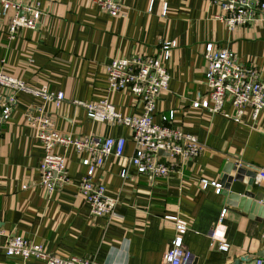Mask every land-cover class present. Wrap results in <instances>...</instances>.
I'll return each mask as SVG.
<instances>
[{"label":"crops","instance_id":"1","mask_svg":"<svg viewBox=\"0 0 264 264\" xmlns=\"http://www.w3.org/2000/svg\"><path fill=\"white\" fill-rule=\"evenodd\" d=\"M122 1L126 15L112 17L89 0H38L37 24L19 29L12 39L6 36L11 10L5 15L0 10L1 71L28 89L43 85L63 94L55 107L27 91L16 92L9 119L0 126V264H42L33 257H7L2 246L11 235L41 245L48 255L88 258L97 264H164L175 235L173 223L163 218L167 215L188 222L183 246L190 264H232L241 257L246 258L241 264H256L264 250V182L257 183L255 175L251 185L234 179L230 183L223 170L233 161L256 172L264 167V107L256 118L245 108L236 122L223 113L195 110L191 103L197 93L206 92L197 80L204 75L207 42L233 50L239 62L255 66L264 77V15L229 30L216 18L223 13L219 1ZM165 40H174L176 46L168 63V88L159 94L152 119L160 123L162 112L173 110L171 124L203 144L199 156L183 163L181 175L173 173L153 184L137 175L133 165L122 178V162L108 156L95 179L118 203L114 215L91 218L78 188L86 155L56 146L54 152L66 156L69 183L47 193L37 170L42 147L26 115L47 114L56 130L72 136L124 137V155L131 156L134 145L127 126L95 122L72 100L108 98L119 113L139 115L142 103L135 95L108 92L106 66L113 58L154 55ZM10 94L2 92L3 99ZM222 110L233 113L229 102ZM200 178L219 183L220 193L212 187L202 190ZM248 187L254 198L244 206L239 200L249 194ZM223 209L227 212L220 221ZM219 243L228 250H218Z\"/></svg>","mask_w":264,"mask_h":264},{"label":"built area","instance_id":"2","mask_svg":"<svg viewBox=\"0 0 264 264\" xmlns=\"http://www.w3.org/2000/svg\"><path fill=\"white\" fill-rule=\"evenodd\" d=\"M89 1L112 17L126 15L122 0ZM213 1L221 2L223 13L216 15V18L224 22L229 30L246 26L258 20L259 14L264 15V0ZM0 10L2 15L11 10L6 25V36L9 39L21 28H34L40 15L38 0H0ZM166 11L167 6L163 4L162 15H165ZM175 46L174 40H165L154 55L133 54L130 57L113 58L106 66L108 92L128 91L135 95L142 103V112L139 115L119 113L108 98L91 103L72 100L75 105L83 107L86 115L95 122L120 123L127 126L134 145L133 153L129 157L124 155V137L72 136L68 132L56 130L47 114L26 115V121L42 147V157L37 170L39 185L47 193L59 190L69 183L65 166L66 156L54 152L56 146L86 155L81 160L86 166V173L80 179L78 188L89 207L91 218L114 215L118 203L117 199L108 194L105 186L95 179L96 173L108 156L113 155L122 162V178L127 177L126 168L133 165L137 175L143 176L149 184L165 179L173 173L181 175L183 163L199 156L203 144L194 135L185 133L181 127L171 124L173 110L162 112L160 123H155L152 119L161 89L168 88V63ZM202 56L205 60V70L203 78L197 82L206 86V92L204 95L197 93L191 103L192 107L195 110H205L209 114L223 113L225 117L233 118L236 122L244 114L245 108H250L252 117L256 118L264 107V77L259 76L255 66L239 62L233 50L218 48L212 42L204 45ZM2 62L3 60H0V64ZM6 90H10L11 94L3 99L2 92ZM18 91H27L39 96L44 103H52L55 107L63 100L61 91L52 92L43 85L37 89H28L22 81L3 73L0 69V126L9 119ZM225 102L232 105V114L222 110ZM160 150L164 153L160 154ZM256 182H264V167L257 169ZM199 186L202 190L212 187L216 194L222 189L219 183L204 178L199 179ZM226 212V209L221 211L220 221ZM163 218L173 223L175 232L170 248L163 255V263L190 264L191 255L183 246L188 222L178 216L167 215ZM210 238L215 242L213 231ZM217 247L223 252L228 250L225 243H219ZM2 249L7 257H17L21 260L33 257L41 260L42 264H97L88 258L48 255L41 245L16 235L6 237ZM256 264H264V260L257 259Z\"/></svg>","mask_w":264,"mask_h":264},{"label":"water","instance_id":"3","mask_svg":"<svg viewBox=\"0 0 264 264\" xmlns=\"http://www.w3.org/2000/svg\"><path fill=\"white\" fill-rule=\"evenodd\" d=\"M159 152L160 154L164 153L162 150H160ZM233 162H228L223 170V173L226 174L224 176H226L227 181L231 183L234 179L235 181H242L243 183H247V185L249 184L251 185L255 178L256 170L251 166L246 167V165L244 164H241V163L238 164V163H235V162L233 163ZM246 191L249 194H244V197H242L239 200L241 204L244 206L250 205L252 201L251 199L254 198V195H252L250 192V187H248ZM261 209H264V207H262ZM257 257H259L258 259H261V258L264 259V250L260 251L257 254ZM245 261H246V258L241 257L239 259L234 260L232 264H241L242 262H245Z\"/></svg>","mask_w":264,"mask_h":264},{"label":"rangeland","instance_id":"4","mask_svg":"<svg viewBox=\"0 0 264 264\" xmlns=\"http://www.w3.org/2000/svg\"><path fill=\"white\" fill-rule=\"evenodd\" d=\"M164 92H166V89H161L160 93H164Z\"/></svg>","mask_w":264,"mask_h":264}]
</instances>
